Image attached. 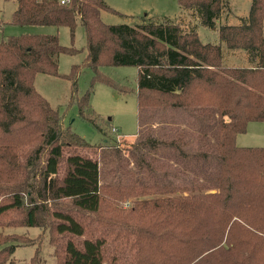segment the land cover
<instances>
[{"label": "trees", "instance_id": "16d2710c", "mask_svg": "<svg viewBox=\"0 0 264 264\" xmlns=\"http://www.w3.org/2000/svg\"><path fill=\"white\" fill-rule=\"evenodd\" d=\"M6 1L15 26L67 27L73 39L81 25L87 55L61 75L59 56L79 50L57 34L0 42V219L24 215L0 226L49 229L57 264H264V147L236 144L251 122L264 125V0L237 24L223 21L230 0H178L220 44L168 23L106 24L105 0ZM221 43L249 65H225ZM104 66L138 68L139 131L106 161L83 153L104 148L65 127L35 87L38 74L70 81L68 107L104 135L87 113L95 83L133 91ZM85 68L94 75L79 96ZM109 172L118 181L103 184ZM14 235L0 232V264H16L28 240ZM17 264L44 263L36 252Z\"/></svg>", "mask_w": 264, "mask_h": 264}, {"label": "rangeland", "instance_id": "374dc122", "mask_svg": "<svg viewBox=\"0 0 264 264\" xmlns=\"http://www.w3.org/2000/svg\"><path fill=\"white\" fill-rule=\"evenodd\" d=\"M105 1L115 11L102 12V20L106 24L136 27L148 23H168L180 26L184 32L195 30L204 44H220L217 31L202 26L198 17L194 15L196 14L195 11L185 10L179 5L178 0ZM251 4V0H230L231 10L225 21L231 24L239 23L237 19L248 14ZM15 9L16 3L14 1L0 0V42L7 40L9 37L23 34H57L62 46L79 50L78 52L73 49L75 53L78 52L75 55L62 54L59 56V73L68 75L74 65L83 63L87 51L86 34L81 25L77 27L73 39L67 27L15 26L11 24ZM221 45L224 52L225 65L236 67L249 65L247 55L244 52L229 50L225 44L221 43ZM101 71L103 75L112 78L119 85L133 90L130 93H123L105 83H95L87 113L103 129L104 135L94 127L93 123L80 116L77 104L72 105L70 108L68 107L71 97L70 81L60 77L38 74L35 87L49 101L51 106L59 110L61 115L64 116L63 123L65 127H70L73 132L86 139L90 144L104 148L99 151L84 149L82 150L83 153L106 161V156L111 153V147L119 146L127 149L135 142L136 134L139 131L136 97L138 68L131 66H104ZM93 75L92 70L89 68H85L82 71L78 80L79 96L84 95L90 89ZM236 144L239 147H264L263 123L251 122L246 133L237 136ZM112 181L116 182L118 180L109 172L103 178L102 183L105 184ZM130 205L131 200L121 203V207L124 209H127ZM23 216L22 210L15 211L9 215V218H1L0 224L5 226L9 224V221L18 222L19 218H23ZM0 232H2V238L4 239L6 237L10 239L14 233L18 234V237L25 236L28 238L16 249L13 255L14 263L29 262L37 252V256L44 264H57L55 248L49 243V229L42 230L41 228L16 226L3 228L0 226ZM54 236L57 237L58 235L55 234ZM16 240L20 239L17 238ZM10 241H13V239H10ZM56 245L60 246L59 244Z\"/></svg>", "mask_w": 264, "mask_h": 264}, {"label": "crops", "instance_id": "0c3cea01", "mask_svg": "<svg viewBox=\"0 0 264 264\" xmlns=\"http://www.w3.org/2000/svg\"><path fill=\"white\" fill-rule=\"evenodd\" d=\"M251 8V7H250ZM250 10V9H249ZM249 13V12H248ZM248 15V14H247ZM247 15H244V16H240L237 20L239 21L240 20V18H243V17H245V16H247ZM223 21H225V18L223 19ZM231 24V23H230Z\"/></svg>", "mask_w": 264, "mask_h": 264}]
</instances>
